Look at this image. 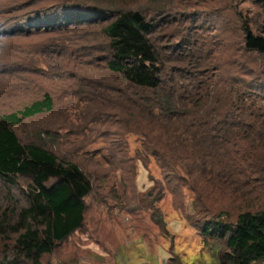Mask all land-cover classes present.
I'll return each mask as SVG.
<instances>
[{
	"label": "trees",
	"instance_id": "obj_1",
	"mask_svg": "<svg viewBox=\"0 0 264 264\" xmlns=\"http://www.w3.org/2000/svg\"><path fill=\"white\" fill-rule=\"evenodd\" d=\"M12 1L17 10L30 8L34 15L65 10V21L30 20L31 29L17 26L5 34L11 40L3 48H25V67L36 69L38 58V70L51 73L54 85L64 82L68 69L78 70L74 83L84 92L81 98L110 106L107 113L95 111L94 121L122 126L121 137L137 136L141 149L136 155L144 165L152 158L174 180L183 181L184 174L207 195L221 199L200 219L201 235L221 244L218 264L264 263V197L246 198L259 187H240L247 189L236 205L227 198L235 191L231 182L244 176L229 146L236 138L248 137L244 123L259 116L248 109V84L240 79L264 86V0H255L260 12L254 18L238 17L231 37L221 17L208 28L217 31L216 50L212 46L217 39L209 33L200 36L196 21L186 26V19L196 18L181 9L157 21V13L130 8L124 0ZM172 30L180 33L178 41L169 36ZM164 36L170 38L163 43ZM16 37L25 43L15 44ZM228 48L234 56L223 59L220 51ZM92 74L103 79L95 80ZM51 88L22 110L0 115V182L14 187L17 179L25 178L28 189L23 192L27 206L11 209V195L4 192L8 200L0 206V264H42L44 256L82 227L86 198L95 189V177L83 164L48 148L46 140L59 147L54 133L40 131L22 143L14 130L26 120L54 112L64 95ZM248 131L264 147V136H256L251 125ZM250 157H244L245 164ZM253 165L251 173L261 177L264 192V162L253 159ZM201 190L197 192L202 199Z\"/></svg>",
	"mask_w": 264,
	"mask_h": 264
},
{
	"label": "rangeland",
	"instance_id": "obj_2",
	"mask_svg": "<svg viewBox=\"0 0 264 264\" xmlns=\"http://www.w3.org/2000/svg\"><path fill=\"white\" fill-rule=\"evenodd\" d=\"M124 1H128L130 8L139 6L157 13V21L169 17L168 13L173 16L177 9L187 11L196 20L192 17L186 19L185 25L190 26L192 21H196L200 36L206 37L209 33L215 37L214 50L218 48L219 37L217 31L208 28L218 22L220 17L225 20L229 29L228 37H231L239 16L252 19L260 12L255 0ZM31 12L30 8L17 10L12 0L9 3L8 0H0V115L22 110L32 99L40 97L43 91L52 90L54 86L56 91L64 95L56 98L58 101L54 112L26 120L14 130L22 143L35 139L40 131H51L57 136L59 147L55 143L50 145V140H46L48 148L60 156L66 155L73 162L83 164L96 180L94 192L86 198L87 208L82 227L53 254L44 256L42 264H218L221 244L207 241L201 235L200 219L207 216L208 207L219 205L221 199L207 195L187 180L184 174H181L183 181L174 180L152 158L144 165L136 155L141 149L137 136L125 133L121 137L119 133L122 132V126H112L102 120L94 121L95 111L107 113L110 106L101 100L91 103L84 100V96L81 98L84 92L79 93L80 85L74 83L78 70L68 69L69 72L62 75L64 82L54 85L50 79L51 73L43 75L38 70V67H42L38 58L34 60L38 61L36 69L25 67V48H3V43L9 44L11 40L5 34L14 31L17 26L24 31L31 29L28 26L30 20L46 17L51 19V23L59 18L65 21V10H52L45 16ZM169 36L175 37L177 41L181 38L177 30L170 31ZM169 36L163 37V43ZM12 40L15 44L25 43L23 37ZM74 49L76 51V47ZM228 50L226 53L220 51L223 59L233 58L232 51L230 48ZM37 70L38 74H32ZM92 75L95 80L103 79L102 74ZM240 81L248 84V94L245 96L248 109L259 116L256 121L244 123L243 132L245 135L248 133V137L236 138V142L229 146L236 167H244V176L230 184L235 191L230 190L227 198L235 205L249 187H259V192L247 199L264 197L262 179L258 174L251 173L254 165L249 166L253 159L264 162V147L248 131L251 125L254 133L257 131L256 136H264V86L254 85L256 83L252 79ZM249 156L245 164L244 157ZM130 160H134V163ZM180 168H183L181 164ZM26 184L25 178L17 179L14 187L0 182V206L7 202L4 192L8 190V195H11L8 201L13 200L8 205L10 209L26 207ZM244 186L247 188H240ZM200 190L202 199L197 192Z\"/></svg>",
	"mask_w": 264,
	"mask_h": 264
},
{
	"label": "crops",
	"instance_id": "obj_3",
	"mask_svg": "<svg viewBox=\"0 0 264 264\" xmlns=\"http://www.w3.org/2000/svg\"><path fill=\"white\" fill-rule=\"evenodd\" d=\"M257 264H264V263H257Z\"/></svg>",
	"mask_w": 264,
	"mask_h": 264
}]
</instances>
